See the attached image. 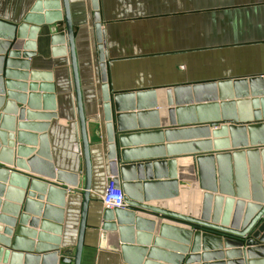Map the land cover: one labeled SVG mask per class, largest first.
<instances>
[{"label":"water","instance_id":"1","mask_svg":"<svg viewBox=\"0 0 264 264\" xmlns=\"http://www.w3.org/2000/svg\"><path fill=\"white\" fill-rule=\"evenodd\" d=\"M90 7L107 169L125 203L101 211L98 247L119 253L125 264H200V258L209 259L201 264H264V75L113 91L100 0H90ZM57 23L64 29L56 31ZM42 26L50 33L52 56L68 55L70 61L83 159V170L75 174L52 164L46 131L56 118L54 87L44 83L49 76L30 71ZM36 120L45 123H31ZM193 135L204 140L171 144ZM91 172L69 3L35 0L18 23L0 19L2 264L19 260L20 252L25 264H80ZM81 173L76 242L61 249L63 197L69 191L50 181L76 187ZM179 182L185 183L181 190ZM171 247L178 254L161 249ZM200 250L218 253L199 256ZM255 254L261 259L256 263Z\"/></svg>","mask_w":264,"mask_h":264},{"label":"crops","instance_id":"2","mask_svg":"<svg viewBox=\"0 0 264 264\" xmlns=\"http://www.w3.org/2000/svg\"><path fill=\"white\" fill-rule=\"evenodd\" d=\"M34 1L0 0V19L18 23ZM68 3L92 169L80 264H125L119 253L98 247L100 213L104 209L100 197L110 176L92 11L90 0H68ZM100 3L106 37L108 83L113 91L264 75V0H100ZM55 29L61 31L64 24L57 23ZM49 38L48 28L40 27L35 39V55L29 60L30 71L40 74L42 79L49 76L45 77V82L38 80L35 83H49L54 87L56 118L50 120L46 131L52 164L57 170L75 174L83 170V159L70 61L68 55L52 56ZM31 123L45 122L36 120ZM14 127L16 130V121ZM189 138L204 140L201 135L178 136L171 144ZM166 144L163 135L161 145ZM9 169L36 177L14 166ZM82 178L81 173L76 187L50 181L69 191L63 197L61 249H71L76 242ZM184 185L179 182V189ZM13 230L15 232V228ZM162 241L180 245L167 239ZM185 247L188 250L186 257L190 255L191 244ZM161 249L178 254V250L172 247ZM20 253L22 257L14 259L12 264H25V253ZM216 253V250H200L198 255ZM259 257L260 254H255L253 261L259 262ZM208 260L200 258V264L208 263ZM2 263L3 259H0Z\"/></svg>","mask_w":264,"mask_h":264},{"label":"built area","instance_id":"3","mask_svg":"<svg viewBox=\"0 0 264 264\" xmlns=\"http://www.w3.org/2000/svg\"><path fill=\"white\" fill-rule=\"evenodd\" d=\"M100 201L102 206L107 209L122 208L125 206L123 192L120 188L115 187L111 178L105 184Z\"/></svg>","mask_w":264,"mask_h":264},{"label":"bare ground","instance_id":"4","mask_svg":"<svg viewBox=\"0 0 264 264\" xmlns=\"http://www.w3.org/2000/svg\"><path fill=\"white\" fill-rule=\"evenodd\" d=\"M11 260H12V259H11ZM13 260H14V259H13ZM13 260H12V261H13ZM12 261H11V262H12Z\"/></svg>","mask_w":264,"mask_h":264}]
</instances>
